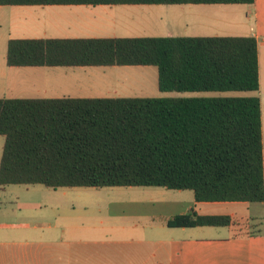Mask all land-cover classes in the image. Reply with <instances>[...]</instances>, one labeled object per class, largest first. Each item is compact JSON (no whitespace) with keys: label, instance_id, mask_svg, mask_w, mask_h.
Segmentation results:
<instances>
[{"label":"trees","instance_id":"1","mask_svg":"<svg viewBox=\"0 0 264 264\" xmlns=\"http://www.w3.org/2000/svg\"><path fill=\"white\" fill-rule=\"evenodd\" d=\"M254 0H0V6L251 5ZM7 67L152 66L161 93H255L254 37L9 39ZM0 188L154 187L264 205L257 96L0 99ZM229 216H174L171 228Z\"/></svg>","mask_w":264,"mask_h":264},{"label":"crops","instance_id":"2","mask_svg":"<svg viewBox=\"0 0 264 264\" xmlns=\"http://www.w3.org/2000/svg\"><path fill=\"white\" fill-rule=\"evenodd\" d=\"M169 6H188L185 13L186 27L188 29L191 26L200 33L192 37L256 39L259 89L245 95L260 99L264 175V0H254L251 5ZM59 7L71 12H67V16L77 19L103 20L102 17L97 18L100 13L96 9L87 11L89 14H81V8L101 7V13L106 15L108 11L105 8L112 6ZM66 24L77 25L72 22ZM114 25L113 21L97 24L103 27ZM55 27L61 28L60 24ZM5 56L6 52L4 58L0 57V99L135 97L118 92H100L89 82L86 83L73 73L68 74V71H59V68L49 71L47 68L7 67ZM123 68L146 74L151 72L148 68L152 66ZM10 187L0 188V192H10L16 203L10 217L0 215V264H264L262 203H196L193 194L182 193L185 191L165 193L160 191L164 188L120 187L153 189L141 191L140 195L166 198L171 203L161 202L157 211L150 212L149 209H144L145 212L138 210L134 202L109 203L106 205L108 218L104 220L100 217L101 209L80 206L83 194L80 190L94 188L53 190L44 187L46 191H41L26 186L7 191ZM102 189L106 188L94 190ZM190 212L199 216H229L231 223L226 227L167 226L169 219ZM130 219L134 222L132 225Z\"/></svg>","mask_w":264,"mask_h":264},{"label":"rangeland","instance_id":"3","mask_svg":"<svg viewBox=\"0 0 264 264\" xmlns=\"http://www.w3.org/2000/svg\"><path fill=\"white\" fill-rule=\"evenodd\" d=\"M188 6H112L105 8L107 14H102L101 7H82L83 13L92 10L100 13V19H77L67 16L71 14L65 8L59 6H0V57L4 58L6 43L9 39H88V38H140V37H192L196 32L191 26L186 27V10ZM193 7V6H189ZM58 9V10H57ZM52 11V13L50 12ZM55 12V13H54ZM67 12H69L67 14ZM57 13V14H56ZM64 14V15H63ZM66 14V15H65ZM89 14V13H88ZM84 16V15H82ZM62 17L63 19L59 18ZM69 18V19H67ZM85 18V17H82ZM50 19V20H48ZM53 19H56L52 21ZM106 21V22H104ZM115 22L113 27L97 26L98 23ZM47 22V23H46ZM66 22L77 23L68 26ZM86 23L90 25L84 26ZM60 24L61 28L55 27ZM149 73L130 72L123 67H88V68H59V71L73 73L81 80L100 92L110 94H128L133 98H195L239 96L243 93H161L157 87V71L154 67ZM53 71V68H47ZM96 85V87L94 86ZM91 90V89H89ZM93 91V90H92ZM4 140L0 137V156ZM26 186H11L7 191L23 189ZM30 189L46 191L43 186H27ZM145 188H106L102 190L84 189L80 206H87L92 210L101 209L100 217L108 218L107 204L135 203L136 208L142 212L144 209L157 211L161 202L171 203L169 199L140 195L141 191H154ZM49 191V190H48ZM165 193H173L177 190H165ZM179 191V190H178ZM88 193V194H86ZM191 195L192 192H182ZM45 202V201H41ZM258 209V206H255ZM16 208L14 197L10 192H0V215L10 217ZM98 212V211H97ZM131 213L133 211H130ZM99 216V215H98ZM116 220V219H112ZM134 222L130 219V225Z\"/></svg>","mask_w":264,"mask_h":264}]
</instances>
